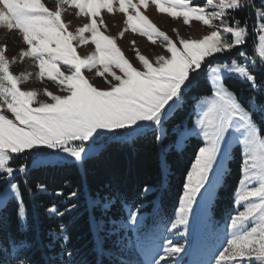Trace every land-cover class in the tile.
I'll list each match as a JSON object with an SVG mask.
<instances>
[{
    "label": "snow or ice",
    "instance_id": "6c2138e0",
    "mask_svg": "<svg viewBox=\"0 0 264 264\" xmlns=\"http://www.w3.org/2000/svg\"><path fill=\"white\" fill-rule=\"evenodd\" d=\"M148 2L57 0L55 8L49 9L41 0H0V27L15 30L25 45L19 59L30 58L38 69L34 73L37 79L47 77L62 93L44 88L48 100H40L37 90L22 89L20 85L33 73L13 74L10 64L17 57L7 58L6 46L0 44V183L4 184L0 209L11 197L17 202L18 221H23L26 206L18 184L12 182L16 174L82 162L102 147L98 143L101 137L127 140L151 135L154 145L162 146L168 135L165 124L184 104L186 91H207L210 85L211 94L196 101L195 128L190 134L202 137L203 143L187 171L171 228L187 224L188 212L201 189L206 198H211L227 171L229 149L232 143H238L242 148V178L235 191V203L242 204L243 211L230 217L226 224L229 238L212 264H264V135L259 127L264 124V8H256L252 0H206L203 6L195 5L193 0H151L158 12L181 17L185 25L194 20L210 29L198 39L183 38L173 29L174 40L140 10ZM64 5L74 6L77 15L86 16L88 22L69 31L62 19ZM242 8L255 9L251 29V11L243 19L232 14ZM101 10L123 14L125 28L120 36L131 29L153 44L159 40L166 54L150 60L136 49L141 67L134 66L115 38L101 31V26L107 27ZM250 35L254 55L246 54L245 49L237 53L238 58L213 62L244 46ZM89 41L94 50L79 55L77 47ZM92 69L104 78L106 88H98L86 78L84 70ZM232 80L247 87V100L230 87L227 81ZM252 92L260 94L259 102ZM179 128L177 125L174 130ZM17 160L21 161L18 166H10ZM35 187L47 191L42 183ZM150 190L144 188V192ZM76 196V192L68 194L69 199ZM74 207L70 205L65 211ZM47 212L64 215L56 206ZM129 215L134 226L138 213L131 211ZM165 244L164 256L154 264L182 251L170 241ZM20 264L28 262L21 260Z\"/></svg>",
    "mask_w": 264,
    "mask_h": 264
},
{
    "label": "trees",
    "instance_id": "16d2710c",
    "mask_svg": "<svg viewBox=\"0 0 264 264\" xmlns=\"http://www.w3.org/2000/svg\"><path fill=\"white\" fill-rule=\"evenodd\" d=\"M252 2L256 8H264L262 0ZM254 10L242 8L234 15L243 19L251 11L250 25L254 21ZM250 45L249 38L246 46ZM234 83L242 85L238 81ZM208 93L210 86L207 91H188L184 104L174 111L169 125L178 124L182 119L190 121L191 105L200 95ZM168 139H174V133L163 143ZM173 142L165 152L168 167L165 173L159 145H154L151 135L137 136L131 141L112 139L97 154L83 160L82 167L74 163L33 168L27 175L17 173L13 181L22 192L26 216L18 221L17 202L12 198L0 209V264H17L21 260L28 264H131L128 256L134 254L135 257L138 252L132 253L135 247L128 244L132 240L129 228H124L129 222V213L136 211L146 222L144 229L149 230H154L160 221L172 220L187 171L195 159L194 153L202 146L195 137L188 138L179 150ZM20 162L17 160L11 166L16 167ZM240 162L236 152L228 162L211 203L210 214L218 224L226 221L234 209ZM38 183L44 184L47 191L36 189ZM3 186L0 183V189ZM146 186L151 190L144 192ZM27 188L33 191L29 193ZM56 192L63 195L57 196ZM71 192H76L77 196L69 199ZM70 205L75 207L66 212ZM52 206L64 215L49 214L47 209ZM91 219L98 227V245Z\"/></svg>",
    "mask_w": 264,
    "mask_h": 264
},
{
    "label": "rangeland",
    "instance_id": "374dc122",
    "mask_svg": "<svg viewBox=\"0 0 264 264\" xmlns=\"http://www.w3.org/2000/svg\"><path fill=\"white\" fill-rule=\"evenodd\" d=\"M41 2L44 3L45 6L49 9H54L57 0H41ZM133 2H137V0H133ZM193 3L195 5L203 6L206 3V0H193ZM140 10L143 12L144 15L149 18V20H151L153 24H155L161 31L168 34L174 40L176 38V32H174L173 29L177 30L179 35L183 38L191 37L194 39H198L210 31L207 26H204L198 21L193 20L189 25H185L181 17L172 18L166 13L158 12L155 5L151 3V0H149L148 6L146 8L144 6H140ZM77 12L78 10L74 6H63L62 19L67 24L69 31H75L77 27L83 26L84 23L88 22V18L86 16L77 15ZM232 14L234 15V13ZM101 16L105 22V25L107 26L106 29L101 26V31H104L106 35L115 38L117 46L121 49L125 57L134 66L141 67L139 65L138 60L136 59V49H138L141 54L145 55L150 60L154 59V57L157 55L166 54V49L163 48L159 40H157V42L153 44L147 39V37L140 35L138 32L134 33L133 31H131V29L124 31L123 36H120L119 33L125 28L124 16L122 13L117 11L110 14L106 10H101ZM97 20H99V18H97ZM254 22L255 21L251 22V24L249 25L250 29L251 25ZM249 38L251 39L250 47L246 46L248 42L247 41L244 46H239L237 49L233 50L229 59L226 58L228 56H223L219 59V61L213 62H227L230 61L231 58H238L237 53L245 49L247 50L246 54L254 55L252 51L251 35L249 36ZM0 44L6 46L5 55L7 58L11 59L13 56L17 57L16 61L10 64V71L13 74H19L21 72L33 73V75L27 81L20 85L22 89L37 90V92L39 93L37 99L40 100H48V98L43 93L44 88H47L49 91H53L56 94H62L59 92L56 85L50 80H48L47 77H45L43 80L37 79L34 73L38 71V69L33 66V63L30 58H24L23 60L19 59V51L20 49L24 48L25 45L21 37L17 34L15 30L9 32L8 30L0 27ZM93 50L94 45L91 44L90 41L87 44L80 45L77 47V52L81 56L87 55ZM84 75L94 86L101 89L107 87L104 78L97 76L95 69H92L90 71L84 70ZM257 76L258 79L261 76L258 71ZM234 81L235 80L227 82L230 84V87L234 91H237L244 100H247L250 95V92L247 87L245 85L237 86ZM241 89H243L242 92ZM187 92L188 91H186V93ZM210 94L211 92L208 94L200 95L193 102L190 109L192 115L190 121L189 119H182L178 124L172 126L169 125L170 119L166 122L165 127L166 129H168L167 136L169 137V134L174 133V139H168L165 144L163 143L162 146L159 145L161 166L164 173L167 171L168 168L165 162V152L169 150L173 141V145L177 150L181 149L184 146L185 141L191 137L198 138L201 143H203L202 137H200L199 135H192L190 133L195 128L194 122L196 118V101L199 100L201 97ZM251 95L256 99L257 102L260 101L261 97L259 93L252 92ZM5 114L11 118L10 113ZM177 125H180V128L178 131H175L174 129H176ZM259 127L261 135H264V124H259ZM133 138L135 137L123 141H131ZM112 139L119 140L110 136L99 138L98 143L102 147L94 154H97L99 151H101L105 147L106 143ZM177 143H179V147H177ZM236 152H238L240 155L241 165L242 148L238 143L234 142L232 143L229 149L230 159H233ZM76 164L79 167H82L83 161ZM241 178L242 173L240 170V179ZM12 182L14 181L12 180ZM219 184L216 185L213 189V194L210 199L206 198V196L204 195V189H201V192L197 194V197L192 204V208L188 212L187 224L179 225L176 229H172L171 224L176 219V213L180 207V200L173 219L168 222L160 221L159 224L155 226L154 230L144 229V227L146 228V222L144 221L143 217L139 215L137 223L134 226L130 223L129 219V222L124 226V228H129V234L132 238V240H130L128 244H130V246L135 247V250H131L132 253H135V251L138 252V255H136L135 257H133L134 254L128 256L129 262H131V264H150V262L154 264V262L158 260L160 256H164V248L166 246L165 242L170 241L173 245L180 246L182 248V251L176 254L175 256H165V260L162 261L161 264H212L214 256L218 254L219 250H222L221 246L226 244V240L229 238L228 233L230 230L227 229L226 224L230 221V217L232 215L237 214V211H243L242 204L238 205L235 203L234 193V209L230 214V217L226 221H223L219 224L212 219L210 214V206L215 196L216 190L219 187ZM238 187L239 182L237 188ZM91 224L92 232L94 238L97 240L96 242H98L96 244L98 245V227L95 221L92 219ZM145 231H147V234H145Z\"/></svg>",
    "mask_w": 264,
    "mask_h": 264
}]
</instances>
